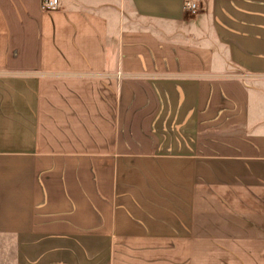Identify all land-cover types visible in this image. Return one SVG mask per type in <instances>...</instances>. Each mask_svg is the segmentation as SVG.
<instances>
[{"label": "crops", "instance_id": "1", "mask_svg": "<svg viewBox=\"0 0 264 264\" xmlns=\"http://www.w3.org/2000/svg\"><path fill=\"white\" fill-rule=\"evenodd\" d=\"M42 1L0 0V264H264V0Z\"/></svg>", "mask_w": 264, "mask_h": 264}, {"label": "built area", "instance_id": "2", "mask_svg": "<svg viewBox=\"0 0 264 264\" xmlns=\"http://www.w3.org/2000/svg\"><path fill=\"white\" fill-rule=\"evenodd\" d=\"M59 0H43L42 1V9L44 10H56L59 7ZM185 15L188 18L196 17L200 13L199 4L195 1H188L184 7ZM122 73L118 72L117 77L118 79L122 78Z\"/></svg>", "mask_w": 264, "mask_h": 264}, {"label": "rangeland", "instance_id": "3", "mask_svg": "<svg viewBox=\"0 0 264 264\" xmlns=\"http://www.w3.org/2000/svg\"><path fill=\"white\" fill-rule=\"evenodd\" d=\"M235 76H238V78H240L241 80H244L248 84L249 82L253 81L252 79L244 77L243 73H235Z\"/></svg>", "mask_w": 264, "mask_h": 264}]
</instances>
